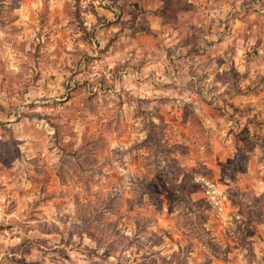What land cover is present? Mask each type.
I'll list each match as a JSON object with an SVG mask.
<instances>
[{
    "label": "rangeland",
    "instance_id": "1",
    "mask_svg": "<svg viewBox=\"0 0 264 264\" xmlns=\"http://www.w3.org/2000/svg\"><path fill=\"white\" fill-rule=\"evenodd\" d=\"M0 264H264V0H0Z\"/></svg>",
    "mask_w": 264,
    "mask_h": 264
},
{
    "label": "trees",
    "instance_id": "2",
    "mask_svg": "<svg viewBox=\"0 0 264 264\" xmlns=\"http://www.w3.org/2000/svg\"><path fill=\"white\" fill-rule=\"evenodd\" d=\"M248 136L251 137L250 132H248Z\"/></svg>",
    "mask_w": 264,
    "mask_h": 264
}]
</instances>
